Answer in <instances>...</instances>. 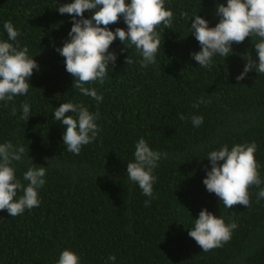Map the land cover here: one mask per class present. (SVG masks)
I'll return each mask as SVG.
<instances>
[{
  "label": "trees",
  "instance_id": "16d2710c",
  "mask_svg": "<svg viewBox=\"0 0 264 264\" xmlns=\"http://www.w3.org/2000/svg\"><path fill=\"white\" fill-rule=\"evenodd\" d=\"M70 2L0 0V41L7 40L3 25L11 22L21 33L19 48L27 47L39 65L27 95L14 97L7 106L0 101V143L11 141L28 149L22 161L13 162L25 186L23 173L29 167L47 169L39 207L16 217L0 211V264H57L65 249L78 254L81 264H264L260 188L249 189L250 207L229 209L202 182L211 167L210 151L255 142L264 188V74L252 70L236 80L249 54L257 58L258 38L233 43L232 54H217L210 68H202L190 56L200 50L191 19L197 14L214 27L216 5L227 0H165L174 19L171 29H157L162 32L157 63L141 68L135 47L121 52L124 45L115 40L109 51L117 60L108 66L105 82L86 85L102 94L98 104L72 87L64 58L55 51L68 38L72 23L57 8ZM84 15L89 18L91 12ZM116 27L127 26L121 18L109 26L112 31ZM127 56L132 64H125ZM200 100L204 102L193 107ZM25 101L31 108L26 122L20 118ZM68 102L100 114L96 139L79 155L67 151L65 126L53 118L55 108ZM13 105L16 115L11 114ZM193 115L203 116L200 126H193ZM141 138L152 150L167 153L153 170L157 180L152 197L143 195L126 175ZM204 208L225 223L237 224L229 242L208 252L188 236ZM109 255L116 260L110 261Z\"/></svg>",
  "mask_w": 264,
  "mask_h": 264
},
{
  "label": "clouds",
  "instance_id": "9594fccd",
  "mask_svg": "<svg viewBox=\"0 0 264 264\" xmlns=\"http://www.w3.org/2000/svg\"><path fill=\"white\" fill-rule=\"evenodd\" d=\"M60 14L72 17L68 38L62 47L55 49L64 58L65 70L73 78L72 87L84 96L93 98L99 104L103 100L95 88L87 87L99 82L101 85L108 76V66L115 65L117 54L109 51L117 39L126 47L134 46L142 57L140 67L147 68L157 63V53L162 46V32L157 31L172 28L173 12L165 7V0H72L57 8ZM91 12L89 18L84 13ZM188 19L187 13L181 14ZM218 22L214 27L199 15L191 19V34L199 43L200 50L191 52L190 56L202 68H210L213 57L220 55L228 57L232 54V44L242 43L246 38L257 37L254 44L256 59L249 54L245 59L243 71L236 77L243 80L247 73L255 70L264 74V0H227L226 5H216ZM123 19L124 28L116 27L114 31L109 26L118 24ZM7 40L0 41V101H13L16 96L27 95L31 85L29 79L39 65L33 56L28 54V48H19L17 37L21 33L11 22L3 25ZM8 41H13L10 43ZM127 56L125 64H132ZM200 100L193 107H199ZM21 119L25 122L30 116V105L25 101L21 104ZM69 113L76 114L69 115ZM12 115H16L13 105ZM53 118L65 126L62 139L68 152L79 155L83 146L92 143L100 129L96 121L99 112L92 113L82 103H62L55 108ZM181 121L186 117L181 114ZM203 116L193 115L191 122L194 127L203 123ZM257 145L252 143L235 144L229 150L227 145L219 150L210 151L207 159L210 170L206 169L203 184L209 193H213L223 202L225 208L232 209L235 205L250 207L249 189L252 186L260 188L258 199L264 198V188H261L260 165L255 159ZM28 153L25 147L13 145L11 141L0 143V211H6L9 216L22 215L25 210L39 207V189L46 183V167H36L35 164L23 173L25 186L16 176L13 162H20ZM28 156V155H27ZM167 157V153L152 150L141 138L135 144L134 162L127 163V178L137 184L143 195L153 196V185L156 176L153 170L158 161ZM29 158V157H28ZM31 160V158H29ZM22 193V195H18ZM150 201L144 202L145 207ZM237 228L233 221L225 223L222 217L214 215L206 208L201 209L198 218L194 219V227L188 230V236L204 252L223 247L232 237ZM110 261H115L114 255H109ZM57 264H81L80 256L75 252L63 250Z\"/></svg>",
  "mask_w": 264,
  "mask_h": 264
}]
</instances>
